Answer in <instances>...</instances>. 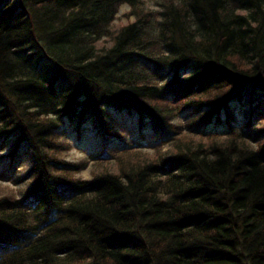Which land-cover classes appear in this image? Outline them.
I'll return each mask as SVG.
<instances>
[{
  "label": "trees",
  "instance_id": "16d2710c",
  "mask_svg": "<svg viewBox=\"0 0 264 264\" xmlns=\"http://www.w3.org/2000/svg\"><path fill=\"white\" fill-rule=\"evenodd\" d=\"M156 6L0 0V184L29 183L0 192V264H264V99L227 108L264 89V0ZM121 108L149 143L120 139ZM65 122L101 138L90 160Z\"/></svg>",
  "mask_w": 264,
  "mask_h": 264
},
{
  "label": "rangeland",
  "instance_id": "374dc122",
  "mask_svg": "<svg viewBox=\"0 0 264 264\" xmlns=\"http://www.w3.org/2000/svg\"><path fill=\"white\" fill-rule=\"evenodd\" d=\"M157 1L158 0H145L147 8L151 10L158 9L156 6ZM128 12H129L128 6L126 4L121 5L118 9L117 14L115 15V20L113 24L125 25L128 21H132V18H129L128 20V17L126 16ZM186 68H189V66L185 65V66H181L178 68L176 66L167 67L165 69V71L167 72L166 74L167 78H164V81L166 82L168 79L171 78L174 70L177 69L180 72H183V71L186 72ZM190 73L191 72H188V74ZM263 99H264V89L263 88L258 89V88H253V87L241 86L234 93L233 101H230L227 105V108L231 112V116H233L234 118L233 121L239 124L241 123V120H243L242 118L243 112H242V106H241L242 104L244 105V103H247L248 105H250L252 102L253 105H256L257 101H260ZM238 102H240L241 104H237ZM254 108L255 107H250V109H254ZM226 110H227L226 108H222L218 112L213 111V116H215L216 114V118L219 117L221 124L226 117L225 116ZM131 112L132 111L129 112L128 109H125V108L110 110V114L115 119V125H116L117 132L121 136L120 139L124 140L126 143H135V144L140 143L141 144L142 141H144V143H149V141L152 139L149 126L143 127L141 129V127L136 122L137 116ZM216 118H213V119L215 120ZM180 120L182 122H185L186 118L183 116L180 118ZM67 124L68 123L65 122V124L61 127V130L65 134L66 140L71 145L70 146L71 148L67 154L66 160L69 162L90 160L91 157H93L95 154H97L100 151L101 138L98 135H96V132L94 130H92L93 128L91 127V125L89 126L88 124H85L83 126L82 131L78 134L74 131H69L68 133L67 127H66ZM145 125L147 124L145 123ZM218 125L220 124H212V127L218 126ZM7 153H8V150L0 151V160ZM6 164L7 162L0 164V172L4 170V168L6 167ZM17 168L19 170V173H17V175H21L27 171L28 167L23 165ZM95 169L96 168H94L93 162L90 161L89 165L78 173V176L81 177L83 180H90L92 178V174ZM28 184L29 183H27V181L19 185H14L12 183L0 184V192L8 191L16 196H19L21 192L25 190V187Z\"/></svg>",
  "mask_w": 264,
  "mask_h": 264
}]
</instances>
